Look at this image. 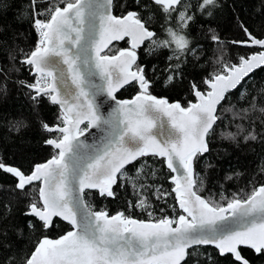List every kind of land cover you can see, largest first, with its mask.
Wrapping results in <instances>:
<instances>
[{
    "label": "snow or ice",
    "instance_id": "snow-or-ice-1",
    "mask_svg": "<svg viewBox=\"0 0 264 264\" xmlns=\"http://www.w3.org/2000/svg\"><path fill=\"white\" fill-rule=\"evenodd\" d=\"M119 6L126 11L117 16V0H25L17 14L19 20L30 22L37 34L34 47L19 50V63L27 65L36 78L32 83H17L28 89L26 95L35 109L47 98L60 113L54 125L39 119L42 130L59 133L44 141L56 150L46 162L26 172L0 155V172L16 181L8 191L27 201L25 227L35 231L39 226L45 233L30 255L8 257L7 264H188L189 259L194 264H217L205 246H213L221 257H233L230 264H252L242 248L264 257V183L253 186L246 195L243 190L221 193L224 203H217L198 194L204 177L195 166L211 151V137L221 120L218 106L232 90L243 89L240 99L246 106L224 109L237 122L234 130L222 131L221 138L237 148L242 143L264 144V83L254 90L247 86L255 72L264 69V36L256 35L237 18L243 36L231 44L255 50L225 61V42L210 27L208 37L220 53L216 59L219 68L199 83L190 82L194 100L185 107L180 101L169 102L167 97L151 94L154 81L149 78L148 66L137 64L136 50L145 41L149 42L145 49L149 57L168 49L171 54L166 67L159 69L164 86L182 82L184 66L202 58V46L197 43L193 47L188 31L195 11L212 17L222 7L220 0H197L196 4L191 0H132L131 6L127 2ZM7 7V0H0V11ZM256 11L264 13V0ZM161 16L164 38L153 30ZM4 31L0 28V38ZM125 37H130V48L117 55L103 54L112 41ZM3 43L0 39V47ZM9 59L15 62L17 55L10 53ZM158 67L151 68L157 79ZM13 70L19 71H9ZM0 76L5 81L8 78L2 66ZM132 84L138 86L137 94L130 100H118L116 93ZM0 94H7L6 82L0 86ZM102 95L115 102L107 115L96 102ZM85 122L87 127L81 129ZM26 127L23 118L10 122V130L16 132ZM91 128L103 135L88 144L80 137ZM147 157L159 158L155 164L160 166L150 164ZM136 164L139 167L130 174L129 167ZM164 166L174 184L171 192L157 183ZM260 171L264 173V161ZM241 175L234 173L235 177ZM116 187H131L135 200L129 201L128 207L147 212L149 217L154 215V210L149 211L152 195L161 199L175 193L183 214L145 221L124 211L94 210L86 199L91 190L102 198H116ZM30 188L34 190L30 192ZM3 207L7 211L0 212V222L11 215V205ZM55 218L66 221L72 230L53 239L46 233L57 226ZM22 231L18 229L19 234ZM6 238L7 230L0 228V241Z\"/></svg>",
    "mask_w": 264,
    "mask_h": 264
},
{
    "label": "trees",
    "instance_id": "trees-1",
    "mask_svg": "<svg viewBox=\"0 0 264 264\" xmlns=\"http://www.w3.org/2000/svg\"><path fill=\"white\" fill-rule=\"evenodd\" d=\"M127 2L129 6L132 0H117V7L114 14L122 15L125 9L119 5ZM9 7L0 11V28L5 29L2 34L3 46L0 47V66L8 74L5 81L4 76H0V86L7 83V94H0V155L8 163L20 165L26 172H30L32 166L39 161L55 154L56 150L44 141L48 136H58L59 133H47L41 129L39 119L47 121L50 125L58 123L57 116L60 111L58 106L51 104L47 98L40 102L39 109H35L31 100L26 95L27 88H21L17 81L25 80L32 83L35 80V75L31 74L27 65L19 63V50L22 48L25 51L35 46L37 35L31 29L30 22L21 21L17 18V14L21 11L25 0H7ZM192 4H196L197 0H191ZM222 7L215 11L212 17L201 15L195 11V19L191 22L190 32L191 39L194 42L193 47L198 43L202 46L200 55L202 58L198 63L189 61L183 68L184 79L182 82L177 81L176 84L165 87L164 74L159 72V69L166 67L167 57L171 54L168 49L162 50L151 57L145 55V49L149 42L145 41L138 49L137 64H146L149 69V78L154 81L153 86L149 89L152 94L165 96L169 100H179L182 105H186L189 100L193 99L190 92V82L195 80L201 82L209 73L218 70L216 59L220 55L217 52V46L210 42L208 37V29L214 28L218 31L224 44V60L234 59L237 55L246 53L243 47L233 46L231 41L240 39L243 33L239 27V21H243L256 35L264 36V13L257 12L260 7V0H220ZM26 6V5H25ZM47 5H41L46 7ZM163 17L155 24L156 31L160 38H164L165 33L162 31L161 25H164ZM127 39L121 42L112 43L106 52L114 53L120 47L126 44ZM16 54V61L9 59V54ZM153 65H158V76H152L151 68ZM18 68L19 71H9L10 69ZM264 83V69L257 70L251 81L247 82L250 90L257 89ZM205 86L202 85V89ZM138 87L135 85H126L116 93L118 97L130 96ZM243 91V89H240ZM240 91L232 90L228 98L222 101L218 106L221 115V120L216 126V132L211 137V151L201 156L196 164V170L204 177L202 187H197V192L203 195L206 199H210L217 203H224L221 200V193L231 195L234 192H241L246 195L253 186L264 183V173L260 171V165L264 161V144L249 143L241 144L237 148L233 143L221 138L220 133L226 130H234V124L237 122L233 119L232 113L224 111L233 105L236 108L246 106V102L240 99ZM253 94H256L253 91ZM23 118L28 127L20 132L10 130V122ZM85 124L82 125V128ZM227 126V127H226ZM150 164L159 167L155 161L159 158L147 157ZM143 162V161H142ZM210 165V166H209ZM139 167L136 164L134 167H129V173L134 174L135 168ZM242 173L241 176L235 177V172ZM169 170L164 166V173L161 175L157 183L162 184V187L171 192L173 183L168 178ZM233 176V179L227 180L225 177ZM15 179L3 172H0V185L3 186L0 190V212H6L4 204L11 205V215L7 219L0 222V228L7 230V238L0 241L3 247H0V261L7 264L8 257L22 259L25 255H29L34 248L38 239L45 233L39 229L31 231L25 227L27 218L23 213L26 211V200L19 198V193L14 196L9 188H14ZM36 195L38 196V183L34 185ZM30 188L29 191L34 190ZM116 198H102L95 190H91V194L86 197L90 201L94 210L106 209L109 213L115 211H124L126 215L139 219H157L167 215L169 217L178 216L181 212L175 203V193H172L167 198L157 199L156 195H152L149 211L154 210L152 217L148 216L147 212H142L140 209L132 210L128 207L129 201L135 200V195L131 187L122 189L116 187ZM163 209V212H161ZM56 227H53L46 234L49 236H57L67 230L70 226L64 221L55 218ZM13 225L18 226L13 227ZM18 229H22V234H19ZM206 250L213 254V259L217 264H230L233 258L229 255L221 257L211 246H205ZM242 253L246 258H249L252 264H264V257L258 256L249 248H242ZM188 264H194L192 259L188 260Z\"/></svg>",
    "mask_w": 264,
    "mask_h": 264
},
{
    "label": "water",
    "instance_id": "water-1",
    "mask_svg": "<svg viewBox=\"0 0 264 264\" xmlns=\"http://www.w3.org/2000/svg\"><path fill=\"white\" fill-rule=\"evenodd\" d=\"M116 15V14H115ZM117 16H119V15H117ZM126 39H127V46L126 47H122V48H120V49H118L115 53H113V54H109V53H105V51H106V49H104V52H103V54H105V55H117L118 54V52L121 50V49H127V48H130L131 47V42H130V37H125ZM124 38V39H125ZM121 41V40H120ZM120 41H112V43H114V42H120ZM111 43V44H112ZM110 44V45H111ZM109 45V46H110ZM142 46V45H141ZM137 51V50H136ZM250 54V53H249ZM133 70H135L134 68H133ZM31 74H34V73H31ZM35 75V74H34ZM121 90V89H120ZM119 90V91H120ZM118 91V92H119ZM139 91V90H138ZM138 91H136L132 96H130V97H122V98H120V97H117V99L118 100H130V99H132L136 94H137V92ZM153 95H155V94H153ZM155 96H157L158 98L159 97H165V96H159V95H155ZM192 100H194V97H193V99ZM176 101H179V100H169V102H176ZM96 102H97V104L100 106V111L104 114V115H107L109 112H111L112 111V109H113V107L115 106V102L114 101H112L111 100V98H109V97H107L106 95H102V96H99V97H97L96 98ZM187 104H188V102H187ZM187 104L186 105H183V106H187ZM58 109H59V107H58ZM59 111H60V109H59ZM165 120L167 119L166 117L164 118ZM54 124H56V123H54ZM54 124H51V125H54ZM85 124V126L83 127V128H81V129H84V128H86L87 127V122H85L84 123ZM83 125V124H82ZM82 125H81V127H82ZM61 126H62V124H61ZM103 135V133H101L100 132V130L99 129H97V128H91V129H88V131L87 132H85V134H84V136H82V137H80V139L81 140H84L86 143H88V144H92V143H94V142H96V141H98L99 139H100V137ZM52 136H49L48 138H51ZM47 138V139H48ZM52 147V146H51ZM53 148V147H52ZM51 158V156L50 157H48V158H46L45 160H43V161H39V162H36L35 164H38V163H44V162H46L48 159H50ZM34 164V165H35ZM33 165V166H34ZM32 166V167H33ZM32 169V168H31ZM31 171V170H30ZM171 175H175V173H171ZM38 183V187H39V182H37ZM258 186V185H257ZM174 187V184H173V186H172V188ZM97 192V191H96ZM38 193V192H37ZM98 193V192H97ZM198 194H200V193H198ZM201 195V194H200ZM203 196V195H202ZM203 198H205L204 196H203ZM206 199V198H205ZM175 203H176V205H177V208L179 209V205H178V203H177V201H176V199H175ZM98 210H100V209H98ZM97 210V211H98ZM104 210H106V209H104ZM180 210V209H179ZM107 211V210H106ZM181 212L178 214V215H180V214H183V212H182V210H180ZM116 212H118V211H115V212H111L110 214H115ZM132 217V216H131ZM132 218H135V219H139V218H136V217H132ZM57 219H60V218H57ZM60 220H62V219H60ZM142 220H145V221H149V220H153V219H142ZM63 221V220H62ZM65 223H67L66 221H64ZM68 224V223H67ZM69 225V224H68ZM70 227L67 229V230H65L63 233H61V234H59V235H62V234H64L66 231H69V230H72V226L71 225H69ZM59 235H57V236H49V238H53V239H55V238H57ZM42 238V236L39 238V239H41ZM39 239H38V241H39ZM37 241V242H38ZM36 242V243H37ZM36 245V244H35ZM35 247V246H34ZM211 247H213V246H211ZM214 248V247H213ZM32 250H34V248L32 249ZM31 253V252H30ZM30 255V254H29ZM233 258V257H232Z\"/></svg>",
    "mask_w": 264,
    "mask_h": 264
},
{
    "label": "flooded vegetation",
    "instance_id": "flooded-vegetation-1",
    "mask_svg": "<svg viewBox=\"0 0 264 264\" xmlns=\"http://www.w3.org/2000/svg\"><path fill=\"white\" fill-rule=\"evenodd\" d=\"M125 39H126V38H125ZM123 40H124V39H123ZM123 40H121V41H123ZM121 41H120V42H121ZM126 41H127V40H126ZM115 43H117V42H115ZM127 43H128V42H126V44H127ZM126 44H125V45H126ZM125 45H123L122 47H126V46H127V45H126V46H125ZM122 47H120V48H122ZM140 47H141V46H140ZM120 48H119V49H120ZM138 49H139V48H138ZM138 49H137V53H138ZM116 51H117V50H116ZM116 51H115V52H116ZM115 52H114V53H115ZM105 53H106V51H105ZM108 53H109V52H108ZM109 54H113V53H109ZM137 55H138V54H137ZM134 67H135V65L133 66V68H134ZM134 69H135V68H134ZM133 85H135V84H133ZM135 86H137V85H135ZM137 87H138V86H137ZM138 90H139V89H137V91H138ZM135 92H136V91H135ZM135 92H134V93H135ZM134 93H133V94H134ZM133 94H132V95H133ZM151 94H152V93H151ZM132 95H130V96H132ZM130 96H124V97H130ZM117 97H118V96H117ZM120 98H122V97H120Z\"/></svg>",
    "mask_w": 264,
    "mask_h": 264
},
{
    "label": "rangeland",
    "instance_id": "rangeland-1",
    "mask_svg": "<svg viewBox=\"0 0 264 264\" xmlns=\"http://www.w3.org/2000/svg\"><path fill=\"white\" fill-rule=\"evenodd\" d=\"M36 35H37V34H36ZM36 40H37V39H36ZM114 43H115V42H114ZM126 45H127V44H126ZM126 45H125V46H126ZM254 50H255V49H248V48L245 49V51H246L247 53H251V52L254 51ZM106 53H108V52H106ZM135 67H136V66H135ZM135 67H134V68H135ZM204 89H205V88H203L202 90H204ZM81 128H82V127H81ZM48 137H49V136H48Z\"/></svg>",
    "mask_w": 264,
    "mask_h": 264
}]
</instances>
